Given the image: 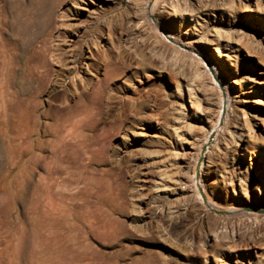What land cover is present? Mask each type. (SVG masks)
Returning <instances> with one entry per match:
<instances>
[{"label":"rangeland","instance_id":"rangeland-1","mask_svg":"<svg viewBox=\"0 0 264 264\" xmlns=\"http://www.w3.org/2000/svg\"><path fill=\"white\" fill-rule=\"evenodd\" d=\"M70 1L80 3V7L84 2L69 0L68 6L72 7L76 3ZM99 1L105 5L109 3ZM206 1H214L217 8H207ZM146 2H111L105 19L112 18L120 32L129 19L145 16ZM182 3L193 7L200 21H185L181 28L176 23L174 32H179L183 39L200 34L205 37L207 30L215 25L228 39L224 41L228 42V48L221 49L227 56H219V52L205 41L198 42L199 48L192 54L197 61L201 58L202 71L198 76L194 71L196 64L191 59L179 58L175 63L170 50L166 51V56H159L161 58L151 52L150 47L159 44L155 37L156 25L169 41L173 39L167 32L171 29L165 21L153 19V25L158 23L152 29L146 16L145 20L141 18L144 27L141 24L138 56L144 55L143 60L138 58L143 68L133 73L137 63H133L135 59L131 62L129 50L123 48V57L117 59L119 49H115L114 61L120 64L129 61L131 70L125 78L118 77L105 84L104 98L98 104V128L90 133L88 141L89 146L93 145L91 148L77 150L75 147L69 155L62 149L61 161L54 156L51 147L47 149L39 143L43 133L35 127L36 118L26 113L24 102H16L10 114L0 116V264H255L264 260V218L256 222L249 216H239L228 210L232 205H241L251 195L252 182L245 173L241 174L240 167L243 173L252 164L254 176L264 172V122L258 120L255 126L257 137L251 153L245 149L249 130L244 129L246 132L236 146L232 145L231 138L232 130H239V125L253 121L251 111L257 107L252 105V99L264 97V0H235L230 7L224 6L221 0ZM59 10L55 15L60 24L62 11ZM137 14L139 17L135 16ZM108 37L106 33L100 40L102 50L93 49L94 59L105 53L104 49L108 50ZM120 37L122 42L123 37ZM188 49L191 50L183 48L189 53ZM199 49L207 54H200ZM90 50L92 47L84 48L87 55ZM229 57L237 65L240 76L228 74ZM212 60L222 66L224 79L218 74L217 80L210 72ZM183 63H186L183 67L185 79H171L170 72L173 69V73L180 72ZM98 67L83 70L74 79L73 74L69 75L67 81L75 84L77 94L92 95L101 85L104 62ZM164 68V73H160ZM168 69H171L169 73ZM245 82L255 84L257 91L245 92ZM223 84H228L237 99L234 101L236 111L224 131L216 127V123H225L221 118L223 109L218 108ZM138 86L140 96L135 93ZM61 92L64 100L55 101L57 104L62 105L66 100L67 103L75 102L76 97ZM236 113L240 115L237 120L241 124L234 122ZM147 137L150 140H144ZM208 147L214 163L209 167L205 165L202 172L197 161L199 154ZM53 162L57 163V168ZM237 174L244 182L238 180ZM62 179L66 181L61 188L63 191H78V196L86 191L82 196H87L86 200L83 197L68 200V213L75 220L65 218L69 222L63 225L55 222L54 215L47 218L45 214V194L51 192L55 201L58 180ZM195 181L200 183L197 185ZM199 185L206 187L209 198L217 205L202 202L205 199L202 200L198 193ZM214 232H222L223 239L215 242ZM251 240L256 242V247L249 249Z\"/></svg>","mask_w":264,"mask_h":264},{"label":"bare ground","instance_id":"bare-ground-1","mask_svg":"<svg viewBox=\"0 0 264 264\" xmlns=\"http://www.w3.org/2000/svg\"><path fill=\"white\" fill-rule=\"evenodd\" d=\"M1 1L2 0H0V2ZM106 1L109 3L105 5L101 3V1L99 0H89V1L84 0V2L81 3L82 7H80L79 5L80 3L76 1H70L72 3L73 2L76 3V6L75 5H73V7L71 5L68 6L69 0H36V1L6 0L4 5H0V116L10 114L15 109L17 105L16 102L18 101L24 102L26 113L36 118L35 127L43 133V139L40 138L39 143L44 144L47 149L51 147L54 156H56V158H59V160L61 159V161L63 159L61 157L62 149H65L69 155L71 152L76 150L74 149L75 147L77 148V150H79L80 147L84 149L91 146V143L89 146L88 141L90 139V133L95 132L98 128L97 116L100 112L99 111L100 106L98 104L104 98V94L106 91L105 84H109L113 82L118 77L125 78V76L128 75L129 71L131 70L129 69L130 68L129 64L127 63L129 61H127L126 64H124V62L123 64H120L114 61V57L116 55L115 49L117 50L119 49L116 55L118 56L117 59L119 57H123L122 55L123 48L129 50L128 52H129V58L131 57V62L132 59H135L133 63L135 64L137 63V66H135V71L133 73L136 74L141 71V68H143L142 62L139 60V58L141 57L138 56L140 55V47L138 44V40L141 37L140 36L141 33L139 32L143 31L140 29L141 24L143 26V20H141V18L146 16L145 19L147 20L148 25H151L152 29H154L155 28L154 25L158 23L156 22V24L153 25L152 19L155 21H159L161 23H164L165 21V23L169 26V29H171L170 31H167L173 38L171 41H169L167 35L164 34L163 36L164 32L162 33L161 30L160 33L159 32L160 29L156 25V27L158 28V32H156L155 30L156 33L155 37H156V43L159 44H155L154 42H153L154 44L151 43L153 44L150 47L152 49L151 52L153 51L152 53H154L156 56L159 57L163 55L166 56L165 55L166 51L170 50L173 52L172 56H173V60L175 59V63L179 62L178 61L179 58L181 59L187 58L189 60L191 59L192 63L196 64V68L194 71L198 76L201 75V71H202L201 70L202 68H200L202 66L200 64L202 63L200 62L201 58H198L197 61L196 57L192 55L195 52L194 49L199 48L197 45L198 42L205 41L207 42V44L212 45L219 52V56L221 57L227 56V54L224 53L221 49L228 48L227 46L228 39L226 38L224 32L218 27H215V25L213 26L214 28L210 29L209 28L210 25L207 24L209 28L207 30L208 31L207 35L205 37L201 34L198 37L193 36L194 39L193 37L191 38L185 37L186 39H183L181 38V34L179 32H174V29H176V23H178L179 27L181 28L182 23H184L185 21L186 22L187 21L190 22L194 20L197 22L200 21L199 19L200 15L196 16L198 12L193 7L191 8L189 7V5H184L182 3V1L186 2V0H147L146 5H144L146 6L145 7L146 13H144L145 16L138 18L139 17L138 14L135 15L138 16L137 17L138 19H132V20L129 19L127 23L121 26V29L119 28L121 30L120 32H118L116 28L115 25L116 23L114 24L113 21L111 20L112 18L110 20L105 19V15L109 11L108 8L110 4H112L111 2L116 3V0H106ZM221 1L224 6H229V7L235 2V0H221ZM92 3H94V6H90ZM65 6H67V8H65ZM205 6L207 8H212V10H215L217 8L214 1H206ZM58 10L62 11V13H60L61 14L60 24L56 18L57 15H55L57 14ZM116 17H118V15ZM114 20L116 22V19ZM144 32L146 31L144 30ZM106 33L109 34L107 41H109L110 46L107 48L108 50L104 49L105 53H101V55L96 60L94 59L96 58L94 56L96 52L95 53L93 52L95 49H97V51L102 50L100 49L101 48L100 40L104 38ZM119 33H121L120 35L123 37L122 42ZM148 36L150 37V34ZM65 37L68 39H66ZM225 40H227L226 43H224ZM160 44L162 46H160ZM86 46H88L89 48L92 47V50H90V55H87L84 52V48ZM181 46H183V48L189 47L191 49V50L188 49L190 52L187 53L186 51L183 50V48L182 49L180 48ZM146 48L147 50L150 49L148 47ZM199 50H200V54L202 53L207 54L204 50L202 49ZM149 55L148 57H150ZM168 55L169 53L167 54V56ZM109 56L111 57L110 59ZM126 58L128 57L126 56ZM142 58L141 60H143ZM150 59L152 60V58ZM163 59L164 58H162L161 60ZM81 60L82 61L84 60V62H82ZM147 60L148 58L146 59V61ZM227 60L229 61V63H227V66H229L228 74L234 76H238V75L240 76V72L237 69V65L233 63L232 57L227 58ZM103 62L105 65V73L101 85L94 90L92 95H88L82 92L77 94L76 93L77 88L75 84L72 82H68L69 81L68 78H70L69 75L73 74L72 78L74 79L75 76L80 74L83 70L90 71L92 68H99L98 64ZM224 62L225 61L223 60V63ZM81 63L83 65H81ZM185 64L186 63L181 64V68H179L180 72L177 71L173 73L174 70L173 69L170 72L171 73L170 78L185 79L184 76H186L185 73L186 71L183 68ZM210 69H211L210 72H212L215 75L216 79L218 78L217 77L218 74L219 76H221V78H223V76L221 75L222 74L221 72H223L222 66L218 65L216 61H213V67H210ZM165 70H166L165 68L162 69L160 73L161 72L164 73ZM169 70L171 69L167 70L168 73ZM193 81L195 80L193 79ZM151 83H153L152 85H154L155 81ZM245 84L247 83L245 82ZM188 85H190V81H188ZM227 86L226 85L221 86V91L223 92L221 94V99L219 98L220 106L218 107L223 109L224 113L222 114L221 118L224 119L225 123L221 125L220 124L218 125L216 123V127H221V130L223 131L229 127L228 124L230 123L231 120L230 118L232 116V113L236 111L234 101L237 100ZM72 88H74V90ZM244 89L245 92L255 93L257 91V86L255 84L249 83L245 85ZM61 91H63L65 94L67 93L68 95L73 96L74 98L76 97L75 102L67 103L68 101L66 100L62 105L57 104L55 101L60 99L62 100V98L64 97L62 96ZM135 93L137 94L140 93L139 86L136 88ZM51 97H54L53 100H51ZM252 102H253L252 105L257 107L256 110L251 111V115L253 116V121L247 125L245 123L246 126L239 125V130L238 129L232 130L233 135L231 136L232 145L236 146L238 143V139H241V136L244 134V132H246L244 131V129L249 130L248 139L246 140V146H245L246 151L249 152L253 150V148L255 147L254 142L257 137L256 135L257 127L255 126H257L258 120L264 122V97H256L252 99ZM139 110L140 108L136 112H138ZM157 112L155 113L157 116H159L158 115L159 113ZM218 113L220 112L218 111ZM233 116H235L236 118V119L233 118L234 122L239 124L240 122L237 120V118H239L240 115L236 113V115L234 114ZM152 136L155 137L156 135L152 134ZM144 140H150V138L147 137ZM208 141L209 139L207 140V142ZM97 147L94 146V148ZM211 152H212L211 148L208 147L206 151H203L201 152V154H199L200 157L197 163L199 162L200 164L199 167L200 171L202 170V172H204L205 168L203 169V167L205 165L209 167L211 163H214V160L212 159L210 154ZM207 158H208V162H207ZM232 161H233L232 164L234 169L233 171L234 173H236L235 159L233 158ZM56 162H60V161H56ZM56 164L57 163H55L54 165L57 168ZM48 166L47 169L50 170L51 168H49ZM252 167H253L252 164H250L249 166L246 167L245 170H243V173H242V168L240 167L241 174L245 173L247 175V178H249V180L252 182L251 195L249 197L247 196V198L244 199V202L241 205L240 204L236 206L232 205V207H230L228 210L234 212L235 214H238L239 216L240 215L249 216L253 218L256 222H261L264 218V172L258 174L257 176H254L252 174ZM237 175H238V180L241 183L244 182L243 177L242 176L240 177L239 174ZM199 180H201V178L198 179V181ZM58 181L59 182L56 188V194L54 193L56 197L55 200L56 202L54 201L51 192L48 191V193L45 194L46 195L45 214L47 218L49 215H54L55 222L58 224L61 223L63 225V223L66 224V222H69V220L65 218L69 217L71 221L75 220L72 219L74 217H72L71 214L68 213L69 212L68 200L71 201L77 199L78 197H81L82 199V197L84 196V195L82 196V193L84 194L86 193V191L79 190V192L83 191L82 193H80L81 196L80 195L78 196L77 190H76L77 192L67 193L61 189L66 184L65 179ZM195 182L197 184V181ZM231 182H234V179H232ZM241 183L240 185H242ZM82 188L84 189V187ZM197 190L199 195L203 197L202 200L205 199L202 202H205L206 204L209 203L210 205H217L213 203V201L209 198L208 196L209 194L207 193L206 187L200 186L197 187ZM85 197L87 198L86 195ZM85 197L83 198L86 200ZM198 199L201 201L200 198ZM70 224L73 225V223ZM223 237L224 235L222 232L215 233V240H216L215 242L220 241V239L221 238L223 239ZM250 244L251 245L248 246L249 249H252V247H256V242L252 241V243ZM254 263L264 264V260H260Z\"/></svg>","mask_w":264,"mask_h":264}]
</instances>
